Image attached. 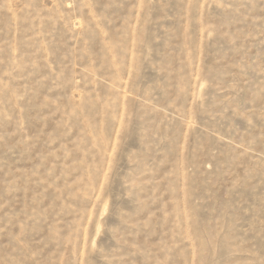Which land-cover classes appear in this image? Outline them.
I'll list each match as a JSON object with an SVG mask.
<instances>
[{
    "label": "rangeland",
    "instance_id": "obj_1",
    "mask_svg": "<svg viewBox=\"0 0 264 264\" xmlns=\"http://www.w3.org/2000/svg\"><path fill=\"white\" fill-rule=\"evenodd\" d=\"M0 264H264V0H0Z\"/></svg>",
    "mask_w": 264,
    "mask_h": 264
}]
</instances>
